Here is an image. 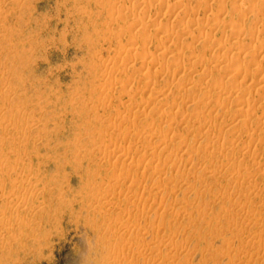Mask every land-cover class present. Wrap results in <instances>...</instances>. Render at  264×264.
Masks as SVG:
<instances>
[{
	"label": "rangeland",
	"instance_id": "1",
	"mask_svg": "<svg viewBox=\"0 0 264 264\" xmlns=\"http://www.w3.org/2000/svg\"><path fill=\"white\" fill-rule=\"evenodd\" d=\"M158 1L0 0V264H264V0Z\"/></svg>",
	"mask_w": 264,
	"mask_h": 264
},
{
	"label": "bare ground",
	"instance_id": "2",
	"mask_svg": "<svg viewBox=\"0 0 264 264\" xmlns=\"http://www.w3.org/2000/svg\"><path fill=\"white\" fill-rule=\"evenodd\" d=\"M147 2H148V0H147ZM158 2H160L162 6L165 5V0H159ZM146 4H147V3H146ZM177 4H178V1L175 2L174 5H172V7H178L179 4H178V5H177ZM175 5H177V6H175ZM218 11H219V12H222V11H223V7H222V6H219V7H218ZM223 12H224V11H223ZM212 20H213V21L216 20V17L214 16ZM160 28H161V27H160V24H159V27H158V29H157L158 32L161 31ZM179 31H180V30H179ZM179 31H178V32H179ZM181 33H182V32H181ZM181 33H180V34H181ZM183 33H184V32H183ZM183 33H182V34H183ZM146 63H147V62H146ZM151 63L153 64V62H151ZM152 64H150V65H152ZM150 65H148V66H150ZM146 67H147V66H146ZM159 70H160V69H159ZM161 70H162V69H161ZM162 73H163V72H162ZM240 75H241L240 72H235V76H240ZM188 100H189V99H188ZM206 100H207V99H206ZM164 102H165V101H164ZM148 103H149V102H148ZM186 103H187V102H186ZM245 103H246V102H245ZM161 104H162V103H161ZM160 106H161V105H160ZM162 106H163V105H162ZM240 106H241V105H240ZM240 106H239V107H240ZM242 107H243V105H242ZM159 108H160V107H159ZM243 108H244V107H243ZM160 109H161V108H160ZM239 109H240V108H239ZM244 109H245V108H244ZM244 109H242V112H243ZM242 112H241V113H242ZM241 113H240V115H241ZM242 114H243V113H242ZM244 116H245V114H244ZM245 117H246V116H245ZM242 118H243V116H242ZM5 121H6V120H5ZM2 122H3V121H2ZM3 124H4V123H3ZM3 124H1V125H3ZM5 124H6V122H5ZM191 128H192V127H191ZM197 134H199V133H198V132L196 133L195 130H194L193 128H192V129H189V130L187 131V133H186V139H193V140H195V139L197 138V136H199V135H197ZM179 145H180V144H179ZM111 254H112V253H111ZM113 254H114V253H113ZM120 256H121V255H119V254H117V255H110L109 259H110V260H113V261H114V260H119Z\"/></svg>",
	"mask_w": 264,
	"mask_h": 264
}]
</instances>
